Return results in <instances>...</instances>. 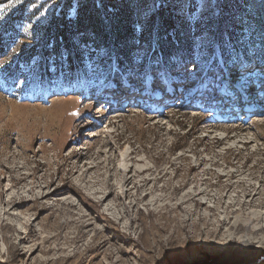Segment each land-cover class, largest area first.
<instances>
[{
	"label": "rangeland",
	"instance_id": "rangeland-1",
	"mask_svg": "<svg viewBox=\"0 0 264 264\" xmlns=\"http://www.w3.org/2000/svg\"><path fill=\"white\" fill-rule=\"evenodd\" d=\"M256 83L264 0H0V264H264Z\"/></svg>",
	"mask_w": 264,
	"mask_h": 264
},
{
	"label": "trees",
	"instance_id": "trees-1",
	"mask_svg": "<svg viewBox=\"0 0 264 264\" xmlns=\"http://www.w3.org/2000/svg\"><path fill=\"white\" fill-rule=\"evenodd\" d=\"M84 12V11H83ZM85 14V12L83 13ZM82 15V14H81ZM81 15H79L80 17L78 18L79 20L77 21V26L79 27H82L84 26L85 27V30L87 31H94V27H97L98 26V22H99V19L97 20L96 18H93V17H82V22H80V18H81ZM131 14L128 13L125 16V18H127L128 16H130ZM157 15L159 17V24H158V28L155 29V31L157 32V36L159 35H164L161 33V29L164 25L167 26L168 30L170 31H174L172 34L170 35H167V37L165 36V40H162V36H159L160 40L158 42V50L156 52H154V56L156 57H160V56H163L165 61L166 59L169 57V51H171V49L174 48L175 44L174 42H179L181 43V41H183V38H181V34L180 32H178L176 29H175V25L176 24H179L181 25L182 21L181 19L179 18H175V16L173 14H163L162 13V10L158 9L157 10ZM125 18L123 19H119L116 23V28L118 29V35L120 38H126L128 36L126 35H129L132 31H130V29L128 28H122V25L121 24H125V25H128L129 23L126 22L125 23ZM128 19V18H127ZM124 23H121L123 22ZM182 25H184L182 23ZM64 28L61 27V30H63ZM96 29V28H95ZM96 31V30H95ZM61 35H63V31L60 32Z\"/></svg>",
	"mask_w": 264,
	"mask_h": 264
},
{
	"label": "bare ground",
	"instance_id": "bare-ground-1",
	"mask_svg": "<svg viewBox=\"0 0 264 264\" xmlns=\"http://www.w3.org/2000/svg\"><path fill=\"white\" fill-rule=\"evenodd\" d=\"M191 80H189L188 82H190ZM182 92H185L189 89L188 86H182L180 87ZM126 90H129L128 92L130 93L131 91V88L130 87H127ZM253 91V95L254 96H257V97H262V93L264 92V84H259V83H256L255 84V88L252 90ZM138 92H141L142 91H138ZM262 105H264V98L262 99L261 101ZM129 183V179L126 180L124 179V184L127 185ZM106 189L108 190L106 193H103V192H95L94 195H101L99 198H97V206L100 207L101 209L103 208L104 211H106L109 207V204L107 202L108 198L110 196H112V194L115 192V188H114V185H111L108 183V185H106ZM107 202V204H106Z\"/></svg>",
	"mask_w": 264,
	"mask_h": 264
}]
</instances>
